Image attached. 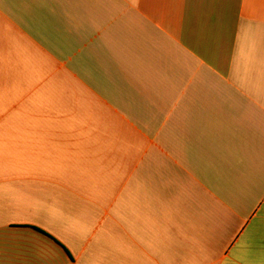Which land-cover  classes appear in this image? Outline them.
Masks as SVG:
<instances>
[{
    "label": "crops",
    "instance_id": "obj_1",
    "mask_svg": "<svg viewBox=\"0 0 264 264\" xmlns=\"http://www.w3.org/2000/svg\"><path fill=\"white\" fill-rule=\"evenodd\" d=\"M0 264H264V0H0Z\"/></svg>",
    "mask_w": 264,
    "mask_h": 264
}]
</instances>
